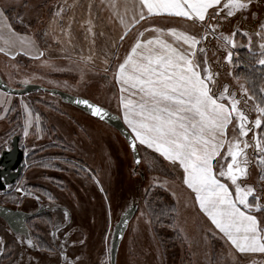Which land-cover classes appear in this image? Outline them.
Wrapping results in <instances>:
<instances>
[{
  "label": "rangeland",
  "instance_id": "rangeland-1",
  "mask_svg": "<svg viewBox=\"0 0 264 264\" xmlns=\"http://www.w3.org/2000/svg\"><path fill=\"white\" fill-rule=\"evenodd\" d=\"M66 1L68 2L0 0V9L7 12V24H11L16 33L36 39L35 44L41 51L46 52L45 57L39 60L22 54L11 59L10 56L0 53V76L11 88L25 85L22 81L27 79L28 84L87 98L120 117L121 110L116 98L118 90L110 83L111 73L106 74L103 71L101 60H97L95 68L82 74L84 65L80 63L77 53H70L72 59L69 60L65 58L63 50L55 52L56 43L38 41L46 33L48 23L55 17V5ZM263 8V4L259 5V9L252 4L250 11L243 13L244 19H251L253 9L260 15ZM235 18L237 16L222 18L219 31L221 32V23L230 27L236 24ZM261 23H264V19L255 24V31L259 30ZM239 25L237 23V27ZM242 27H239L241 32L247 31V26L244 30ZM239 36H236L238 48L233 50L234 60L236 52L243 48L240 45H245L243 37ZM253 39L258 41L257 37ZM89 44L86 43V47ZM74 45H77L80 51L85 46L81 43ZM207 47L208 58L214 70L219 72L220 84L227 83L233 88L237 87L233 77V64L225 63L223 51L218 50V41L210 38ZM95 49L94 53L97 52V44ZM253 49H258L256 43ZM13 51H17V46ZM221 59L224 68L220 72L221 66H217V62ZM45 61L55 67L46 66ZM106 75L108 79H105ZM25 104L32 111L34 118V125L29 129L27 137L23 134ZM13 108H16L15 112H9ZM17 112L19 118H14ZM37 116L38 128L35 122ZM12 134L21 138L19 147L24 155L22 171L17 183L0 191L1 202L14 207H18L21 202L32 205L36 200L27 201L29 191L26 187L29 185L27 186L26 182L38 183V188L33 187L32 190L35 194L42 195L44 190L40 185L56 184L57 181L53 180L51 175H60L59 183L63 186L55 191L61 196V201L73 210L67 218L64 213L56 215L53 212L52 216L54 221L66 225L58 234L64 242L67 237V252L72 259L80 257L78 264H110L109 251L114 226L121 213L133 204L136 211L120 242L115 264L246 262L245 259L233 255L225 243L211 234L213 230L209 221L198 212L189 193L180 185L177 173L166 161L158 158L151 150L138 145L141 163L135 167L127 143L115 129L63 103L58 96L42 90L24 95H11L0 90V152L10 148ZM52 137L57 144L52 141ZM43 143H46L47 147L43 145L42 148L46 149L35 156L42 157L41 160L35 157L28 160V154L39 149ZM251 173L252 182H257L258 168L253 166ZM17 188H22L25 194L18 193ZM173 192L176 195H173ZM157 200L173 205L174 216L164 217L165 221L169 220L162 226L153 222L157 218L152 215L149 206L150 201ZM46 222L48 246L44 252L28 247L23 236L12 233L0 220V240L4 242L0 245L3 250L0 253V264H63L58 246L51 241L53 222ZM31 224L33 230L40 226L39 220L32 221ZM170 244L177 245L168 251Z\"/></svg>",
  "mask_w": 264,
  "mask_h": 264
},
{
  "label": "snow or ice",
  "instance_id": "snow-or-ice-1",
  "mask_svg": "<svg viewBox=\"0 0 264 264\" xmlns=\"http://www.w3.org/2000/svg\"><path fill=\"white\" fill-rule=\"evenodd\" d=\"M252 4L253 0H132L131 4L110 0L109 19L122 29L118 38L94 53L96 38L103 32L95 30L89 12L83 24L85 39L90 37L89 54L85 56L82 49L78 53L84 65L82 74L95 68L97 60L103 63L106 74L111 73L110 83L118 90L123 122L130 130L129 147L137 154L135 163H141L138 145L167 161L198 212L210 222L211 234L240 254H264V88L257 96L240 83L238 76L234 77L235 88L220 84L219 72L208 58L207 42L210 38L217 40L225 63L232 65L239 34L247 38V45L240 47H247L254 57L253 45L257 44V63L264 68V23L251 34L239 29L228 35L219 31L222 18L243 15ZM62 13L63 8H59L56 15ZM153 18H179L192 29L198 26V30L142 24ZM0 19L7 20L3 9ZM70 27L67 41L63 39V27L61 39L56 40L69 60L71 51H75ZM126 39L129 46L121 56L119 51ZM18 44L23 52L13 51ZM33 51L34 56L30 55ZM0 53L11 59L22 54L39 60L46 55L35 41L21 38L11 24L0 27ZM45 65L55 67L47 61ZM22 83L27 85L29 81ZM76 103L101 120L109 116L102 106L87 99H77ZM35 122L38 128V116ZM33 125V113L25 104V137ZM253 166L259 168L255 183ZM16 191L25 194L22 188ZM68 215L65 212L66 218ZM3 243L0 240V245ZM26 243L36 246L31 239ZM66 244L67 237L58 249L63 264H78L80 257L68 258Z\"/></svg>",
  "mask_w": 264,
  "mask_h": 264
},
{
  "label": "crops",
  "instance_id": "crops-1",
  "mask_svg": "<svg viewBox=\"0 0 264 264\" xmlns=\"http://www.w3.org/2000/svg\"><path fill=\"white\" fill-rule=\"evenodd\" d=\"M110 0H68V2L63 3H57L55 5V17L50 21L47 25L46 33L41 36V39L38 41L40 42H54L56 43V40L61 39V27L65 30V35L63 36V39L67 41V31L69 29L71 30V36H72V44H83L90 43V37L89 39H85V30L83 27L84 22L89 18V12L91 13V18L96 24V31L103 32V35H99L96 38V44H97V52L102 49L106 44H108L112 40H116L121 33L122 29L118 27L116 24H113L112 21L109 19V9L107 5L109 4ZM111 2H115V0H111ZM120 3H132V0H119ZM59 8H63L62 16H57L56 13L59 10ZM11 10V9H8ZM7 10V11H8ZM6 12V10H5ZM7 22L5 20L0 19V26L6 25ZM144 26L147 27H169V26H176L179 28H187L188 30H198V26L196 29H192L186 22L183 20H180L179 18H153L150 21H144L142 22ZM142 30V29H141ZM19 34V33H17ZM147 35V34H146ZM21 38H28L32 41L36 42V39L32 38L29 35L26 34H19ZM123 47L120 49L119 52H121V56L125 54V49L128 48L129 43L126 39ZM90 45V44H89ZM89 45L86 47L84 46L83 54L86 56L87 53H89ZM57 50L55 52H58L62 50V48L58 45ZM69 47H71L69 45ZM96 50V49H95ZM24 48H22L19 44L17 45V51L16 52H23ZM80 49L77 45H75V51H71L73 55L75 53H79ZM36 53L33 51L30 53V55H35ZM58 54V53H57ZM59 55V54H58ZM53 57V56H52ZM121 120L123 122L122 113L120 114ZM124 123V122H123ZM124 125L127 128V125L124 123ZM128 129V128H127ZM129 130V129H128ZM130 131V130H129ZM162 158V157H161ZM163 159V158H162ZM167 162V161H166ZM210 223V222H209ZM210 225V224H209ZM211 229L212 226L210 225ZM213 230V229H212ZM217 238H219L217 236ZM219 241L222 243H225L230 251L235 255L236 257H241L242 259H245L246 262L243 264H264V254L261 253H247V254H240L238 252H235L234 249H231L230 246L223 240L219 238Z\"/></svg>",
  "mask_w": 264,
  "mask_h": 264
},
{
  "label": "water",
  "instance_id": "water-1",
  "mask_svg": "<svg viewBox=\"0 0 264 264\" xmlns=\"http://www.w3.org/2000/svg\"><path fill=\"white\" fill-rule=\"evenodd\" d=\"M0 90L7 94H11V95H24V94H28V93H31L37 90H42V91L58 96L63 103L69 104L73 106L74 108L82 111L83 113L115 129L127 143V146L133 158L134 166L135 167L138 166L135 163L137 154H134L129 147L130 131L126 128V126L123 124L120 117L116 113H113L110 110L104 108L109 113V116L101 120L97 117L92 116L90 113V110L86 108L84 105L76 103L77 99H87V98L67 94V93H64V92H61L55 89H46L44 87L33 85V84L23 85L19 88H11L7 84H5L1 76H0ZM92 103L95 104L94 102ZM23 158H24L23 150L19 147V137L17 135H14L11 139L10 148L4 149L0 152V191H4L7 188V186L14 184L20 172L22 171ZM138 158L140 159L139 151H138ZM129 209H132L130 213H128ZM135 211H136L135 204L129 206L120 215L118 222L114 226L112 238L110 242L111 264H115L116 255H117L120 242L124 236L127 226L130 220L132 219ZM126 213H128L127 216H126ZM27 216L28 214L20 210H13L9 207L0 205V218L3 219L7 223L10 230L13 231L14 233L26 235L27 230H26V225H25V219L27 218Z\"/></svg>",
  "mask_w": 264,
  "mask_h": 264
},
{
  "label": "trees",
  "instance_id": "trees-1",
  "mask_svg": "<svg viewBox=\"0 0 264 264\" xmlns=\"http://www.w3.org/2000/svg\"><path fill=\"white\" fill-rule=\"evenodd\" d=\"M260 4L264 5V3H261L259 0H253L254 7L259 9V5ZM252 13H255V15H252ZM246 15L249 16L248 13H246ZM236 16H237V18H235L236 24H234V25L232 24L231 27L228 26V24H227V26L226 25L224 26V24L221 23V32H223L225 35H227L228 33L230 34L232 31H235V30L239 29V27H242V26H243L242 27L243 30H244V27L247 26L248 29H246V30L250 34L253 33L255 31V24L258 23L260 19H261V21L264 19V8H263V10H262L260 15H258V11L257 10L253 9V11H251V19L249 21L245 20L243 15H241L240 13H237ZM252 22H254V23H252ZM237 23L240 24L238 27H237ZM238 36H239V34L237 35V38H238ZM242 40L244 41L245 46H246V43H247L246 40L247 39L245 37H243ZM253 52L256 53L255 57L253 56L252 52L248 51L247 47H243L242 49H240L239 51L236 52L237 56L235 57V60H233V65H232L233 66L232 67L233 68V72H234L233 77H237V76L240 77V82H243V84L249 89L250 92H255L256 95L259 96L260 95V89L264 88V68H261L259 66V64L257 63V57L259 55V49H253ZM219 65L221 66V69L219 70L221 72L222 69L224 68L222 59L219 61ZM222 65H223V67H222ZM15 109L16 108L10 109L9 112H11V111L15 112ZM254 113L255 112L251 113V118H253V119L255 117ZM14 118H19V113L18 112L15 113ZM51 132H52V130H51ZM11 137H13V134L11 135ZM20 139L21 138L19 136V141H20ZM52 139H53L52 141L55 144H57V141L55 140V138L52 137ZM43 145H46V143L41 144L39 147L42 148V147H44ZM45 147H47V145ZM53 147L55 148V146H53ZM61 147H63V146L61 145ZM40 148L35 150V151H33V152H31L30 154H28V156H27L28 160H30L33 157H35L36 155H38V153L40 151L46 149V148H42V149H40ZM35 158H38L39 160H41L40 158H42V157H35ZM258 172H259V168H258ZM36 186L38 188L39 185H36ZM33 193L35 194V192H33ZM37 194L38 193H36L35 196H38ZM24 205L25 204H23L21 202V204L19 206L23 208ZM12 206H14V205H12ZM149 206H150V211H151L152 215L155 218H157V220H155L152 217L154 219L153 222L155 224H158L160 226H162L164 224H167L169 219H167L165 221V219H163V218L164 217L171 218V217L174 216V214H173V205L172 204H166L163 201H160V200L158 201L157 200V202L156 201H150ZM159 239L161 240L162 237L161 238L159 237ZM161 244L164 245L163 243H161ZM176 245L177 244H170L168 246V251L170 249H172Z\"/></svg>",
  "mask_w": 264,
  "mask_h": 264
},
{
  "label": "flooded vegetation",
  "instance_id": "flooded-vegetation-1",
  "mask_svg": "<svg viewBox=\"0 0 264 264\" xmlns=\"http://www.w3.org/2000/svg\"><path fill=\"white\" fill-rule=\"evenodd\" d=\"M20 175H21V172H20L18 178L16 179V181L14 182V184L17 183V181L19 180ZM51 178L53 180L57 181L56 184L50 183V185H49L46 183V184L40 185L41 189L44 190V194H42V195L37 194L38 196H35V194L33 193L34 190H32L33 187H37L36 185H38V183L33 182V183L29 184V182H26L27 186L29 185V187H26V189H28V191H29V193H28L29 196H27V201L28 200H30V201L36 200L34 203L32 202V205L30 203H28V204H25V206L23 208L22 207H14L11 204L1 202V200H0V205L9 207L13 210H20V211L28 214L27 218L25 219V225H26V230H27L26 235L14 233L13 231L10 230L7 223L3 219L0 218V220L6 224L7 228L12 233L23 236L26 241H27V239H32L34 244L36 245L33 248L36 250H39V251H44V252H46L47 246H48V244H47L48 241H47V237H46L48 224H46L47 223L46 221L51 220L53 222L52 223L53 228H52V234H51L52 235L51 241H52V244H54L56 247L58 246L57 248L59 249V246L61 244H64V241L58 233H59V231H62L64 229V227H66V225L64 223L54 221L52 213L55 212L56 215L57 214L60 215L61 213L65 214V212H67L69 214L68 216H70L72 214V210H73L72 208H70L68 205L64 204L61 201V198H59L61 196L55 191L56 189L60 190V187L63 186L62 183H59L61 181V176L54 173L51 175ZM38 220H39L40 226H39V228L35 227V229L33 230V225L31 224V222L32 221H38ZM57 228L59 229V231H57ZM54 232H55V236H53ZM65 249H66V254H67L68 258L72 259L67 252V246L66 245H65ZM109 261H110V251H109ZM41 263L43 264V262H41ZM110 264H111V261H110Z\"/></svg>",
  "mask_w": 264,
  "mask_h": 264
},
{
  "label": "bare ground",
  "instance_id": "bare-ground-1",
  "mask_svg": "<svg viewBox=\"0 0 264 264\" xmlns=\"http://www.w3.org/2000/svg\"><path fill=\"white\" fill-rule=\"evenodd\" d=\"M122 121V120H121ZM124 124V123H123Z\"/></svg>",
  "mask_w": 264,
  "mask_h": 264
}]
</instances>
